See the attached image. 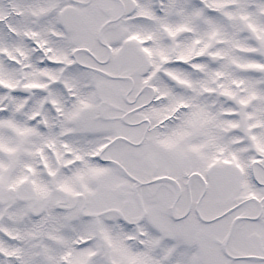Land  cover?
Instances as JSON below:
<instances>
[{
  "label": "snow or ice",
  "instance_id": "1",
  "mask_svg": "<svg viewBox=\"0 0 264 264\" xmlns=\"http://www.w3.org/2000/svg\"><path fill=\"white\" fill-rule=\"evenodd\" d=\"M0 264H264V0H0Z\"/></svg>",
  "mask_w": 264,
  "mask_h": 264
}]
</instances>
